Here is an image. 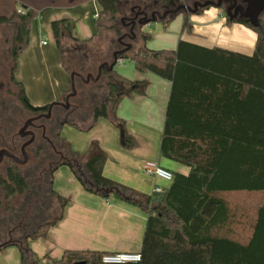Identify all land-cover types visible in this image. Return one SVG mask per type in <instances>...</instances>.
Here are the masks:
<instances>
[{
  "label": "trees",
  "instance_id": "1",
  "mask_svg": "<svg viewBox=\"0 0 264 264\" xmlns=\"http://www.w3.org/2000/svg\"><path fill=\"white\" fill-rule=\"evenodd\" d=\"M31 18V14L23 15L21 30L26 44ZM238 22L257 33L251 56L186 40H180L176 49L143 47L120 56L132 61L139 72H151L171 82L160 153L188 167L189 173L174 172L173 181L163 192L147 195L104 176L108 155L98 141L80 153L65 140L72 158L66 164L87 189L94 191L80 178L77 164L96 185L118 187L126 195L121 199L147 212L141 259L128 264H264V206L258 209L250 239L242 243L230 236L232 212L221 196L228 191H264V18L259 27ZM51 27L58 46L63 32L72 35L68 18L52 21ZM110 29L113 27L99 23L97 35ZM151 37L144 34L142 40L146 43ZM105 73L108 98L94 108L89 127L100 117H109L110 109L115 112L126 96L144 93L148 85L115 69ZM16 83L25 103H30L23 83L18 79ZM112 120L123 123L116 115ZM125 141L127 147L136 145L127 131ZM55 194L60 215L37 225L31 234L14 243L20 250L21 264H39L28 239L45 237L63 215L68 199ZM104 254L67 250L54 264H105Z\"/></svg>",
  "mask_w": 264,
  "mask_h": 264
},
{
  "label": "crops",
  "instance_id": "2",
  "mask_svg": "<svg viewBox=\"0 0 264 264\" xmlns=\"http://www.w3.org/2000/svg\"><path fill=\"white\" fill-rule=\"evenodd\" d=\"M38 12L39 11H32V17L37 16ZM199 13L203 14L201 16H195V18H187V16L179 14L169 21L160 22L165 27L163 31L153 33L144 30L152 37L147 43L143 44L142 48H149L147 44L154 38L160 37L163 45L160 48L149 49H176L180 40H186L209 49L221 48L249 56L254 53L257 33L252 28L238 21L232 23L228 22L226 14L218 9H211L207 12L204 10ZM61 16H53L52 21L63 18L76 20L71 16ZM187 23L191 27V34L186 30L185 25ZM75 34H77L79 38L85 40L92 36L97 37L98 29L96 32L92 30L85 31L80 26L79 28L77 27V32ZM52 35L54 37L53 32ZM30 39L31 36L29 35V44L19 59V68L17 72V78L23 83L26 93L29 88H26L24 84L25 81L23 82L24 77L22 71L24 69L25 57L29 55L32 49L30 46ZM42 45L47 46L48 40L47 44ZM58 48L61 53L62 67L68 70L63 60L62 46H58ZM115 48L116 46L108 52L110 55L109 58L113 55ZM109 58L106 57L104 61ZM125 64V61L122 64L118 62L114 69L134 81H146L148 85L144 93L133 92L126 96L115 112L110 109L109 118L112 119L114 115H116L119 119L123 120L121 124L123 127L125 123L130 121L134 122L136 120L137 122H134L136 124L141 123L140 125H146L149 128L155 129V140L152 141L144 139L142 134H132L136 139V145L130 148L136 149L137 153L135 154L136 156H134L136 157L135 162L140 164L144 158L149 156L153 157L155 155L154 150L158 153L160 151L167 105L171 93V82L151 72H139L135 68V65L133 68L127 69L128 71H126L125 68L127 66ZM68 71L70 72V70ZM58 86V94L61 96L54 98L56 101H59L69 92L71 84L70 88H68L66 84H58ZM41 104L46 105L49 103L48 101L38 103V105ZM100 119H102V117L99 118L93 126L95 128L88 127L89 125H87V127L88 129L93 128L95 130V133L93 132L90 136L91 140L98 141L100 147L108 155V160L103 170L104 176L129 186L138 192H148L146 185L144 182L137 179L132 168L121 164L118 159L114 158L116 153L119 154L120 151L113 145L109 138L110 136L103 135L99 132ZM110 155L112 157H110ZM159 155L163 157L161 153H159ZM165 168L171 170L173 173H189V168L181 164L175 167ZM62 169L63 166L55 173L54 189L59 195L68 199V203L63 210V215L48 229V233L45 237L28 239L30 248L39 258V264H42V262L46 260L54 264V261L60 260L67 250H97L106 253L140 252L148 219V214L145 209L139 205L121 199L123 196L117 194L115 196L112 194L105 196L87 189V187L77 179L75 173L69 166L65 168L68 172V184L65 185L62 182ZM170 184L169 182V185ZM0 264H21L19 248L15 245H11L3 250L0 253Z\"/></svg>",
  "mask_w": 264,
  "mask_h": 264
},
{
  "label": "flooded vegetation",
  "instance_id": "3",
  "mask_svg": "<svg viewBox=\"0 0 264 264\" xmlns=\"http://www.w3.org/2000/svg\"><path fill=\"white\" fill-rule=\"evenodd\" d=\"M59 1L0 0V204H3L5 215L0 218V253L8 246L14 245L15 242L31 234L37 225L51 221L47 214L49 207L45 208V204H54L56 198L55 173L61 166H68L66 163L72 161L65 139H60V126L64 122L76 123V120L85 117L86 98H96L93 108L107 101L108 98V94L104 97L99 94V91L89 93L87 90L79 88L80 84L86 87L93 82L92 80L85 82L84 79L88 74H98L99 66L96 73L90 67L88 68L86 62L88 55L86 54L79 57L78 65L70 71V73L81 74L84 79L75 75L78 94L69 99V107L64 104H66V96L71 92V89L59 100L64 104L54 105L51 109V103L40 107L25 103L21 97V89L19 92L17 91L19 59L29 44H26L21 30L23 15L51 8ZM86 1L89 0H68L65 9H74ZM96 1L100 5L98 17L105 15L110 18V22H114L107 26L113 27L109 31H114L118 35L115 48L118 50L124 48L123 44L125 43L133 44L134 49L139 41H143V35L148 34L144 28L148 25L142 26L141 23L147 19L160 18L168 12L164 20L166 22L175 17L172 11L181 5L194 8L195 2L206 0ZM111 4H113V8L110 7ZM233 4V0H225L224 8L227 9ZM237 4L246 5L242 0H237ZM20 8H23L25 12L20 13ZM179 14L187 16L191 13L187 9H183ZM118 16L120 17L119 27L115 23ZM69 27L72 29L70 19ZM134 33L136 38L132 39ZM62 36H64V32ZM72 36L75 41H83L73 29ZM121 36L124 37L120 42ZM60 46L63 49L65 62V56L69 49L65 50L62 42ZM77 49L76 47L71 48L70 53L71 51L76 52ZM112 60L113 55L106 61L111 62ZM105 71L106 69L103 70L98 83L103 84L106 77ZM104 82L108 88V79ZM77 98L79 100L75 101ZM76 166H78L80 178L86 182L85 178L87 177L89 184L94 183L81 166L78 164ZM17 204L31 205L25 209L18 207ZM39 204H44L42 209H39Z\"/></svg>",
  "mask_w": 264,
  "mask_h": 264
},
{
  "label": "rangeland",
  "instance_id": "4",
  "mask_svg": "<svg viewBox=\"0 0 264 264\" xmlns=\"http://www.w3.org/2000/svg\"><path fill=\"white\" fill-rule=\"evenodd\" d=\"M67 2L68 0H60L57 5H54L48 9L40 10L37 13V16H33L30 19V46L32 49L29 55L25 57L26 59L24 62V69L22 71L24 80H22L23 82L25 81L24 84L26 88H29L27 91V96L30 100V103L34 107H40L44 105H38V103H44L48 101L50 104L55 102L56 100H54V98L61 96L58 94V84H66L67 87L70 88L71 73L68 70L72 71L76 68L80 56L83 54L88 55L86 58L88 68L90 67L92 71L96 73L98 66L104 61L106 57H110L108 52L113 49L117 43L118 35L114 31H106L101 35H97V37L95 36L91 41H75L72 35H68L67 32H64V36L61 37V42L65 50L69 49L65 56V66L68 67V70L62 67L60 49L58 48L51 30V21L53 20V16L62 15L61 17H63V15H66L74 17L76 20L71 19V27L75 33L77 32V27L79 28L80 26L85 31L92 30L96 32L99 23L104 25L114 23L110 22V18L106 17L105 15H101L99 18L95 16V14L100 13V5L96 0L86 1L83 3V5H79L70 10L65 9ZM211 9H218L222 13H225L222 8L217 7H210L205 9V11L207 12ZM202 14L203 13L188 14L187 18H195V16H201ZM119 19L120 17L118 16L116 17L115 21L118 27L120 26L118 23ZM185 26L186 30L191 34L190 25L187 23ZM163 29H165V27L160 22H155L144 28L146 32L153 33L163 31ZM43 36L48 40L47 46H43L41 43ZM143 44V41H139L135 45L134 49L137 50L138 48H142ZM162 45L163 43L160 37L154 38L147 44L149 48H160ZM75 47L76 49L78 48L76 52L73 53L71 51L70 53V49ZM125 63L127 66L125 68L126 71L133 68L134 66L132 61L125 60ZM105 80H107V77H105L104 81ZM104 81L103 84L91 82L86 85V87L80 84L79 88L82 90H87L89 93H95L96 91H99L100 95L106 97L108 94V88L105 86ZM17 91H20L19 86H17ZM95 99V97L85 99V117L83 119L76 120L77 125L72 124L71 122H64L60 126V139H65L73 150L80 153H86L88 151L92 141L90 136L93 134V132L95 133V130L93 129L95 127L92 129L89 128L91 130L88 129L89 126L87 127V125L91 126L93 123V106L95 104ZM78 100L79 98L75 99V101ZM100 120L101 123L99 126V132L103 135L105 134L110 136L109 138L113 145L120 151L119 154L116 153L114 158L118 159L121 164L130 166L132 168L137 176V179L144 182L147 187L148 192L144 193L156 196L154 192L155 187H167L169 185V182L147 174L144 170V163L146 161H150L161 164L165 167H175L178 165V163L161 157L159 155L160 151L158 153L156 150H154L155 155L153 157H146L140 162V164H137L135 162L136 157H134L137 153L136 149L127 147L122 143L121 123H116L109 117H102ZM134 122L137 121L135 120ZM134 122L130 121L124 124V129L127 131V133H129V135L138 133L142 134L144 139H149L151 141L155 140V129L149 128L146 125H140L141 123L136 124ZM110 157L112 156L110 155ZM66 167L67 166L64 165L62 169V182L65 185L68 184V172L65 169ZM85 180L86 185L90 186L87 177ZM112 195L115 196L116 194L113 193ZM221 196L227 200L232 212L231 221L228 225L229 229L231 230L230 236L242 243L248 242L252 235L253 225L257 217L258 209L261 206H264V191H228L221 193ZM29 205L31 204H17L18 207H24L25 209H28ZM43 205L44 204H39V209H42ZM48 207L49 209L47 214L50 217L49 219L52 221L55 217L60 215L61 208L59 207V203L57 202L56 198L54 199V204H45V208ZM3 208V204H0V218L5 216ZM37 222L39 221L37 220ZM42 264L53 263L46 260L42 262Z\"/></svg>",
  "mask_w": 264,
  "mask_h": 264
},
{
  "label": "water",
  "instance_id": "5",
  "mask_svg": "<svg viewBox=\"0 0 264 264\" xmlns=\"http://www.w3.org/2000/svg\"><path fill=\"white\" fill-rule=\"evenodd\" d=\"M224 1L225 0H206L204 2H195L194 8H191V6L187 5H181L176 10L172 11L173 15L176 16L177 14L181 13V10L187 9L189 13L196 14L199 13L201 9L204 8H210V7H217L222 8L231 21H247L249 22L253 27H259L261 25V22L264 18V0H242L246 5L237 4V0H233L234 4L228 7L227 9L224 8ZM228 1V0H226ZM168 13V12H167ZM167 13L164 14V16H161L160 18L153 17L150 19H147L143 23H141L142 26L144 25H151L155 22H164V20L167 17ZM124 36H121L120 42ZM136 38V35L132 36V39ZM124 48L115 50L113 52V60L111 62L105 61L99 65L98 68V74L94 75L92 73L88 74L86 79L84 77L76 72H71V92L67 94L66 96V104H64L62 101H55L50 104V109L54 105H66V107H69L70 102L69 99L72 97H75L78 94V90L76 87V81H75V75L83 78L85 82H89L92 80L93 82H98L102 76V72L104 69H106L108 72H111L114 70L115 66L117 65L120 56L123 55L125 52L133 50V44L131 43H125ZM121 126V139L123 145H126L125 141V129L123 125ZM90 188L93 189L97 193H101L105 196H109L113 193L125 197V194L121 192V190L116 187H100L96 185L95 183L90 184ZM76 264H86L85 261H79Z\"/></svg>",
  "mask_w": 264,
  "mask_h": 264
},
{
  "label": "built area",
  "instance_id": "6",
  "mask_svg": "<svg viewBox=\"0 0 264 264\" xmlns=\"http://www.w3.org/2000/svg\"><path fill=\"white\" fill-rule=\"evenodd\" d=\"M20 13H24L25 10L23 8L19 9ZM98 17V14H96ZM42 44H47V39L43 36ZM125 60L120 58L118 62L121 64ZM144 170L147 174L153 175L155 177L161 178L167 182H172L174 179V174L171 170L157 164L154 162L146 161L144 163ZM163 187H156L154 189L155 193L163 192ZM141 254L139 252H115V253H106L102 257V261L105 264H128L135 263L140 261Z\"/></svg>",
  "mask_w": 264,
  "mask_h": 264
}]
</instances>
